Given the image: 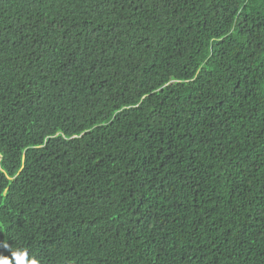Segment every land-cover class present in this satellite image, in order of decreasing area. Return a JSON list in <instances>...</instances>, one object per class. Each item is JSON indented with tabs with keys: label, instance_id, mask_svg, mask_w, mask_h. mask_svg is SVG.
<instances>
[{
	"label": "trees",
	"instance_id": "obj_1",
	"mask_svg": "<svg viewBox=\"0 0 264 264\" xmlns=\"http://www.w3.org/2000/svg\"><path fill=\"white\" fill-rule=\"evenodd\" d=\"M0 239L264 264V0H0Z\"/></svg>",
	"mask_w": 264,
	"mask_h": 264
},
{
	"label": "snow or ice",
	"instance_id": "obj_2",
	"mask_svg": "<svg viewBox=\"0 0 264 264\" xmlns=\"http://www.w3.org/2000/svg\"><path fill=\"white\" fill-rule=\"evenodd\" d=\"M9 245L4 240L0 239V264H10V259H4L3 257L11 258L12 254L8 251ZM25 260L24 255L15 256L17 264H23Z\"/></svg>",
	"mask_w": 264,
	"mask_h": 264
},
{
	"label": "clouds",
	"instance_id": "obj_3",
	"mask_svg": "<svg viewBox=\"0 0 264 264\" xmlns=\"http://www.w3.org/2000/svg\"><path fill=\"white\" fill-rule=\"evenodd\" d=\"M32 264H36V261H33Z\"/></svg>",
	"mask_w": 264,
	"mask_h": 264
},
{
	"label": "bare ground",
	"instance_id": "obj_4",
	"mask_svg": "<svg viewBox=\"0 0 264 264\" xmlns=\"http://www.w3.org/2000/svg\"><path fill=\"white\" fill-rule=\"evenodd\" d=\"M206 184V183H205ZM207 185V184H206ZM184 189V188H183ZM124 235V234H123ZM148 238V237H147ZM150 238V237H149ZM127 245V244H126ZM134 259V258H133Z\"/></svg>",
	"mask_w": 264,
	"mask_h": 264
}]
</instances>
